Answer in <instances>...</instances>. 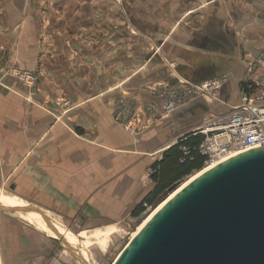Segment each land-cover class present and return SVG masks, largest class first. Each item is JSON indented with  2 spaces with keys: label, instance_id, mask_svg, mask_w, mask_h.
I'll return each mask as SVG.
<instances>
[{
  "label": "crops",
  "instance_id": "crops-1",
  "mask_svg": "<svg viewBox=\"0 0 264 264\" xmlns=\"http://www.w3.org/2000/svg\"><path fill=\"white\" fill-rule=\"evenodd\" d=\"M45 2L0 0V196L41 210L71 249L84 238L86 250L150 194L164 151L239 103L245 61L264 55V0H176L168 11L162 1L129 0L138 32L159 37L142 62L122 39L97 36L96 21L76 16L79 8L50 16ZM200 57L232 63L223 105L199 102L137 135L114 122L119 104L139 111L156 100L157 86L176 82L166 64L181 79L200 80ZM52 239L25 212H0V264H58Z\"/></svg>",
  "mask_w": 264,
  "mask_h": 264
},
{
  "label": "water",
  "instance_id": "water-1",
  "mask_svg": "<svg viewBox=\"0 0 264 264\" xmlns=\"http://www.w3.org/2000/svg\"><path fill=\"white\" fill-rule=\"evenodd\" d=\"M200 58L203 62L193 66L194 72L207 76L191 83L211 80L232 64L225 60L221 67L222 59ZM180 185L169 188L151 210ZM30 211L53 230L35 207H0L8 214ZM52 240L85 264L62 237ZM114 264H264V147L231 158L185 186L145 224Z\"/></svg>",
  "mask_w": 264,
  "mask_h": 264
},
{
  "label": "built area",
  "instance_id": "built-area-1",
  "mask_svg": "<svg viewBox=\"0 0 264 264\" xmlns=\"http://www.w3.org/2000/svg\"><path fill=\"white\" fill-rule=\"evenodd\" d=\"M245 70L239 103L224 114L206 116L192 132L202 136L197 152L204 158V167L264 147V55L246 60ZM20 77L29 84L34 81L31 76ZM230 78L225 73L200 83H163L153 91L155 101L145 103L139 111L130 103L119 104L113 120L129 134L137 135L199 102L223 105L220 92ZM181 152L179 164H184L190 159V151L182 148ZM144 207L138 219L151 210Z\"/></svg>",
  "mask_w": 264,
  "mask_h": 264
},
{
  "label": "rangeland",
  "instance_id": "rangeland-1",
  "mask_svg": "<svg viewBox=\"0 0 264 264\" xmlns=\"http://www.w3.org/2000/svg\"><path fill=\"white\" fill-rule=\"evenodd\" d=\"M46 6H50V9L48 11L50 16H59L56 12L59 10L60 12L63 10L62 15L64 17H68L70 15H73V12L80 9L79 12L76 13V16H80V18L84 19L85 17H90L92 20L96 21L95 30L97 33V36H105V35H112L113 41L116 39H122L120 42H125V44H128L129 50L132 51L134 54L138 57V62H142L144 59V56L151 52V50H154L156 47L155 39L159 37H151L146 36L143 38L144 34L136 27L132 22L127 18L126 15V7H130L131 4L126 3L127 0H78L73 5L75 8H72V0H45ZM156 3V1H162L165 2L166 8L165 10L168 11L167 4L169 2H173L176 0H152ZM183 1V0H179ZM70 2V4H69ZM85 5H84V4ZM71 5V7H70ZM180 6V5H178ZM70 7V8H69ZM179 8V7H178ZM181 13L185 12V9H178ZM167 13V12H166ZM51 23V21H50ZM85 26H82V28ZM91 27L92 30H94V26H88ZM144 40V41H143ZM173 67H176L174 65ZM165 68V67H164ZM166 68H171V73H169V77L171 79H174V82L181 81L184 82L186 80L181 79L175 72L172 67L166 64ZM162 70H164L162 68ZM155 88V86H154ZM204 168V167H203ZM202 168V169H203ZM201 169V170H202ZM198 173L194 172L190 174L189 176H192L194 174ZM188 176V177H189ZM188 177L184 178L183 180L179 181L177 184H181L182 182L186 181ZM4 194L6 196H9V190L5 189L3 190ZM5 196V197H6ZM10 197V196H9ZM0 199L3 201H7L6 198H3L0 196ZM160 200V198L158 199ZM8 203V202H7ZM9 204V203H8ZM152 207V206H150ZM155 210V209H154ZM154 210H151L150 214L153 213ZM6 214V213H4ZM147 214V213H146ZM149 214V215H150ZM147 216V218L149 217ZM16 218L23 220L20 216L12 215ZM22 216V215H21ZM145 216V215H144ZM146 218V219H147ZM145 219V220H146ZM138 218H132L129 217V219L122 222L120 225L113 226L112 228H102L98 230V232L103 233V236L100 238L101 244H91L90 246L86 247V250H81V247L84 246L82 242L84 241V238L79 239V244L77 246V250L75 248H72V250L79 255L83 261L85 262L86 255H88L90 264H112L113 260H115L116 256L120 253L122 249L126 246L129 234L131 232V228L139 221ZM144 220V221H145ZM27 223V222H26ZM55 224L62 226L65 230V226L60 224L59 222H55ZM143 223V222H142ZM42 226L49 232L53 233L49 230L47 226L44 225L42 221ZM137 229V228H136ZM57 230V229H56ZM135 230V229H134ZM132 230V231H134ZM75 229V232H70L74 235H77L79 232ZM58 232V230H57ZM92 233V232H90ZM54 234V233H53ZM56 235V239H58L57 235H60L59 232ZM91 235V234H90ZM93 241V239H91ZM58 248V255H60V259L57 260L58 264H81L78 262L71 254H69L66 249L62 246V244L57 243ZM71 248V247H70ZM87 262H85L86 264ZM89 264V263H87Z\"/></svg>",
  "mask_w": 264,
  "mask_h": 264
},
{
  "label": "trees",
  "instance_id": "trees-1",
  "mask_svg": "<svg viewBox=\"0 0 264 264\" xmlns=\"http://www.w3.org/2000/svg\"><path fill=\"white\" fill-rule=\"evenodd\" d=\"M201 141V135L188 133L163 152L161 159L152 165L151 180L154 184L152 191L132 211L130 217L139 218L145 212L144 205L152 206L169 188L204 167V158L197 152V146ZM182 148L189 149L190 159L186 160L184 164H179Z\"/></svg>",
  "mask_w": 264,
  "mask_h": 264
},
{
  "label": "bare ground",
  "instance_id": "bare-ground-1",
  "mask_svg": "<svg viewBox=\"0 0 264 264\" xmlns=\"http://www.w3.org/2000/svg\"><path fill=\"white\" fill-rule=\"evenodd\" d=\"M229 159H231V158H226V159H223V160H221V161H219V162H217V163H214V164H211V165H208V166H206V167H204L202 170H200V171H198V173H196V174H194V175H192V176H189L188 177V179L186 180V181H184V182H182L181 183V185L173 192V193H171L167 198H166V200L161 204V205H159L154 211H153V213H151L150 214V212H151V210L145 215L146 216V218H147V216L149 215V217L145 220V221H143V223L137 228V229H135L134 231H131L130 232V234L132 233V235L130 236V239H129V241L127 242V244H126V246L129 244V242L138 234V232L145 226V224L160 210V208H162V206H164V204H166L173 196H175L180 190H182L185 186H187L189 183H191L192 181H194L196 178H198L199 176H201L202 174H204V173H206V172H208L209 170H211V169H213V168H215L216 166H218V165H220V164H222V163H224V162H226V161H228ZM0 207H2V208H7V209H11V208H22V207H16V206H12V205H10V204H8L7 203V201L5 202V201H3V200H1L0 199ZM25 214L29 217V218H31L32 220H34V221H36V222H38L39 224H41L42 225V221H43V223H44V225L45 226H47L46 225V223H45V221H44V219L39 215V214H37L36 212H33V211H30V212H25ZM48 227V226H47ZM49 228V227H48ZM55 228V227H54ZM49 230L51 231V232H53V233H55V234H58L54 229L52 230V229H50L49 228ZM125 246V247H126ZM124 247V248H125ZM123 251V249L120 251V253L116 256V258H115V260L119 257V255L121 254V252ZM86 255V258H85V262H87V263H89L90 264V260H89V257H88V255L87 254H85ZM115 260H113V263L112 264H114V262H115Z\"/></svg>",
  "mask_w": 264,
  "mask_h": 264
},
{
  "label": "flooded vegetation",
  "instance_id": "flooded-vegetation-1",
  "mask_svg": "<svg viewBox=\"0 0 264 264\" xmlns=\"http://www.w3.org/2000/svg\"><path fill=\"white\" fill-rule=\"evenodd\" d=\"M198 76V75H197ZM207 76V73H203L202 75H199L198 77L201 78V77H206ZM187 82H190V81H187ZM191 83V82H190Z\"/></svg>",
  "mask_w": 264,
  "mask_h": 264
}]
</instances>
